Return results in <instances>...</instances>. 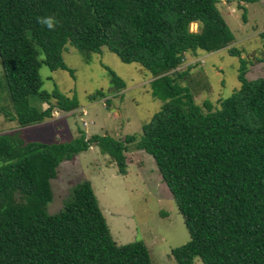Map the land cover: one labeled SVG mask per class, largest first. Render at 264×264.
Returning <instances> with one entry per match:
<instances>
[{"label": "trees", "instance_id": "trees-1", "mask_svg": "<svg viewBox=\"0 0 264 264\" xmlns=\"http://www.w3.org/2000/svg\"><path fill=\"white\" fill-rule=\"evenodd\" d=\"M216 2L0 0V95L13 103L18 127L0 133V264H151L142 241H113L88 181L70 188L61 211H46L60 163L95 146L125 175L129 145L153 158L183 218L189 240L170 251L175 264H192L194 257L202 264H264V80H247L240 61L239 88L220 100V110L204 101L203 111L181 83L186 71H176L187 52L227 48L240 57ZM45 18L52 28L40 22ZM66 45L86 59L105 47L151 75L150 95L162 105L139 137H87L77 129L67 142L25 139L22 128L79 108L74 95L55 85L41 90L42 65L73 77L62 59ZM107 71L109 91L124 90L123 80ZM31 96L46 108L31 106ZM98 99L109 106L100 90L88 97Z\"/></svg>", "mask_w": 264, "mask_h": 264}, {"label": "rangeland", "instance_id": "rangeland-1", "mask_svg": "<svg viewBox=\"0 0 264 264\" xmlns=\"http://www.w3.org/2000/svg\"><path fill=\"white\" fill-rule=\"evenodd\" d=\"M216 6L233 34L230 47L240 51V57L228 54L227 48L205 53L187 52L176 71H186L182 85L193 94L194 102L202 107L208 101L211 110H220V100L239 88L237 80L240 61L244 63L247 80H264V0H216ZM245 9V20L242 19ZM196 24L190 30L196 31ZM39 59L42 55L39 54ZM89 59L66 45L62 52L64 64L73 71L39 68L41 90L50 93L54 85L67 97H76L79 108L74 112H53L52 118L21 129L27 141L50 144L67 142L80 129L90 135H109L123 140L127 135L141 134V127L160 109L162 102L151 97L148 82L151 75L136 63H123L114 54L101 48ZM110 69L120 77L125 88L110 92ZM2 68L0 64V78ZM102 91L109 99L93 102L88 97ZM28 103L37 109L46 108L37 96ZM85 111V114L82 113ZM7 114V117L4 116ZM16 109L6 93L0 95V133L16 130ZM82 123H86L83 126ZM126 174L121 175L110 159L95 146L77 154L73 160L60 163L57 175L50 181L51 201L46 211L53 215L62 210L70 188L88 181L95 194L113 241L124 245L142 241L147 247L151 264H175L170 255L173 248L189 240L182 216L172 196L162 183L153 158L134 145L128 146ZM192 264H202L194 257Z\"/></svg>", "mask_w": 264, "mask_h": 264}, {"label": "clouds", "instance_id": "clouds-1", "mask_svg": "<svg viewBox=\"0 0 264 264\" xmlns=\"http://www.w3.org/2000/svg\"><path fill=\"white\" fill-rule=\"evenodd\" d=\"M41 23H44L47 25V27L52 28V20L50 18H45L40 21Z\"/></svg>", "mask_w": 264, "mask_h": 264}, {"label": "built area", "instance_id": "built-area-1", "mask_svg": "<svg viewBox=\"0 0 264 264\" xmlns=\"http://www.w3.org/2000/svg\"><path fill=\"white\" fill-rule=\"evenodd\" d=\"M82 113H83V114H85V111H84V112L82 111ZM82 124H83V126H85V125H86V123H82Z\"/></svg>", "mask_w": 264, "mask_h": 264}, {"label": "crops", "instance_id": "crops-1", "mask_svg": "<svg viewBox=\"0 0 264 264\" xmlns=\"http://www.w3.org/2000/svg\"><path fill=\"white\" fill-rule=\"evenodd\" d=\"M44 109V108H43Z\"/></svg>", "mask_w": 264, "mask_h": 264}]
</instances>
